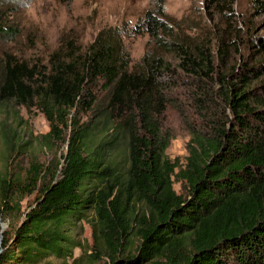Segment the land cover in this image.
Returning <instances> with one entry per match:
<instances>
[{
    "label": "trees",
    "instance_id": "trees-1",
    "mask_svg": "<svg viewBox=\"0 0 264 264\" xmlns=\"http://www.w3.org/2000/svg\"><path fill=\"white\" fill-rule=\"evenodd\" d=\"M251 6L264 17V0ZM182 31L163 0H150L133 33L154 49L137 63L111 27L40 74L3 66L0 114L38 109L49 123L39 138L60 139L62 128L66 149L54 165L0 172V223L15 219L0 264L92 263L97 253L74 240L82 221L109 264H264V32L252 38L257 54H238L224 73L221 43ZM14 32L0 24V40ZM170 116L189 135L183 166L166 155ZM6 123L0 138L16 154L27 143Z\"/></svg>",
    "mask_w": 264,
    "mask_h": 264
},
{
    "label": "rangeland",
    "instance_id": "rangeland-1",
    "mask_svg": "<svg viewBox=\"0 0 264 264\" xmlns=\"http://www.w3.org/2000/svg\"><path fill=\"white\" fill-rule=\"evenodd\" d=\"M252 1L225 0L206 9L202 0H163V6L166 16L180 22L182 34L197 41L207 37L215 45L221 43L218 55L221 71L225 73L236 65L238 54L245 59L258 52L252 38L264 32V17L252 9ZM149 7L150 0H0V24L15 29L13 37L0 40V72L9 63L25 64L34 74H40L50 68L54 58L62 61L82 53L100 30L111 27L122 30L121 39L131 63H137L145 51L154 49L147 34L133 33L137 20ZM2 120H6L9 128L16 127L17 134L22 136L20 142L27 144H18L20 151L10 155L0 138V172L5 165L22 174L30 162L47 166L62 161L66 133L61 128L60 139L46 142L39 138L49 131V123L38 109L9 105L5 115L0 114ZM168 128L174 137L166 155L183 166L188 155V132L176 116H170ZM173 188L176 193L183 190L176 180ZM33 197L22 201V211ZM14 222L11 216L1 221L0 247L1 233L8 231ZM74 240L85 249L86 255L97 253L90 264H109L105 253H99L93 245L87 222L77 224ZM80 252L81 249L75 248L73 257Z\"/></svg>",
    "mask_w": 264,
    "mask_h": 264
}]
</instances>
